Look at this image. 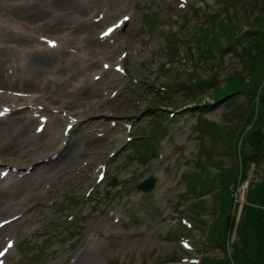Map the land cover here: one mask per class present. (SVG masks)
Listing matches in <instances>:
<instances>
[{
    "label": "rangeland",
    "instance_id": "rangeland-1",
    "mask_svg": "<svg viewBox=\"0 0 264 264\" xmlns=\"http://www.w3.org/2000/svg\"><path fill=\"white\" fill-rule=\"evenodd\" d=\"M36 3L38 0H26L28 5ZM101 3L85 15L91 21H101L92 34L99 46L93 54L81 50L76 40L64 44L55 33L28 31L24 21L0 0V18L5 20L0 28L4 33L28 37V49L52 53L60 69L58 74L45 71L37 77L42 79L37 83L40 88L45 84L41 91H28L20 80L25 73L19 66L28 57L27 50L0 47L7 57H0L4 78L0 106L15 109L0 120L33 116L30 140L43 142L52 139L47 126L50 115L60 118L56 124L59 137L35 160L0 161V168L14 165L20 172L26 167L32 171L56 161L69 142L76 141L78 146L77 155L63 165V170L34 186L33 194L22 195L21 204L0 212V219L19 213L16 223L27 219L18 229L13 222L2 239L0 235V252H4L0 264H73L80 254L78 260L88 255L85 264H195L190 259L203 257L215 260L204 264H216V260L231 259L230 243L242 205L247 202L246 192L250 183L264 178V163L258 166L250 161L243 168L234 154L237 149L221 145L207 128L212 123L220 131L230 130L239 151L249 149L243 137L254 123L252 118L248 124L244 121V108L249 103L244 94H226L216 101L210 97L215 85L221 90L226 77L241 69L242 55L222 48L219 61L213 65L217 51L206 49L193 37L196 28L209 24L206 13L235 21L233 36H237L254 16L264 17V0H124V6L109 12L103 21L106 6ZM58 29H62L63 38L70 31V27ZM218 35L221 40L223 32ZM41 37L55 39L56 46L46 49ZM185 51L187 57L181 54ZM33 77L30 82L36 79ZM112 77L115 80L105 82ZM198 79L203 83L198 84ZM84 86L96 91L97 96L73 107L69 103ZM257 87L251 101L253 113L261 83ZM34 109L37 112L31 111ZM41 113L49 119L40 120L43 124L37 131ZM152 115L158 116L160 126L148 138L150 147L136 151L130 143L150 130ZM68 123L71 126L65 135ZM261 130L264 133V127ZM101 167L105 174L97 182L95 175ZM226 171L232 227L222 250L203 246V237L213 217V193L226 187L221 182ZM243 172L245 178L240 180ZM28 174L9 172L0 178V193L11 188L14 191ZM149 176L154 181L151 189H137L136 185ZM19 192L11 197L9 193L0 195V206L14 203ZM185 219L190 227L182 224Z\"/></svg>",
    "mask_w": 264,
    "mask_h": 264
},
{
    "label": "trees",
    "instance_id": "trees-1",
    "mask_svg": "<svg viewBox=\"0 0 264 264\" xmlns=\"http://www.w3.org/2000/svg\"><path fill=\"white\" fill-rule=\"evenodd\" d=\"M205 16L209 24L200 29L196 28L193 38L198 44L217 51V58L216 61L214 60V63L216 64V62L219 61V52L222 48L225 50H232L242 55V59L240 60L241 69L235 73L234 76L231 75L226 77L221 90H219L216 85L213 87L215 91L210 95L212 101H216L226 94L231 95V93L234 94L236 92L244 94L249 102L244 108L245 123H250L249 121L252 118V122L254 123L253 126L264 127V17L259 15L254 16L252 20L246 23L248 27L245 29L241 28V33L239 32L237 36H233V31L237 26L235 21L231 22L226 16H222V18L219 19L215 13H206ZM211 25L215 27L210 28ZM220 30L223 32L221 40L218 35ZM241 38L242 41H239ZM188 39H191V37H188L187 40ZM171 40H173V38ZM178 40L180 41L181 39L178 38ZM237 44H240L239 49L235 48ZM211 79L212 77L209 76L208 80ZM203 81L204 80L198 79L197 83L202 84ZM259 83H261L262 89L255 98L256 111L253 113L251 101L253 100V95ZM154 116L151 121L152 126L150 130L146 132V134L141 135L143 137L137 135L130 143L136 148V151H146L148 147H150L151 143L148 138H151L160 126L156 118L158 116ZM155 122L157 123L154 125ZM212 125V123H209L207 128L212 130L214 133V135H212L216 136V138H214L219 139L220 136H224V139H222L224 143L227 146L233 145L234 149L236 144L233 140L237 138H233V133L230 130L226 132L220 131V128L216 129V126ZM218 132L220 133L219 136ZM226 134L227 136H225ZM209 136L211 135L209 134ZM258 150L263 153L258 152ZM239 155L243 168L246 169L250 161H254V164L260 166L261 163H264V142L246 151H239ZM193 175L198 177L197 174ZM228 178V171L223 172L221 182L222 185H226V187L221 189L218 193H213V217L206 229H204V242L206 245L214 248L218 246V248L222 250L226 248L224 239L226 240L229 236L232 223L228 218L231 202L230 199H227V192L225 193L229 184ZM241 178L240 180H244V172L241 174ZM249 187L245 195L247 202L242 205V209L239 213V220H237L236 227L234 228V239L230 243L231 259H226L223 262H218L216 260V264H264V178H261L257 182L250 183ZM250 203H257L258 206L250 205ZM208 259L215 262L213 258ZM208 259L203 257L200 259V264H204Z\"/></svg>",
    "mask_w": 264,
    "mask_h": 264
},
{
    "label": "bare ground",
    "instance_id": "bare-ground-1",
    "mask_svg": "<svg viewBox=\"0 0 264 264\" xmlns=\"http://www.w3.org/2000/svg\"><path fill=\"white\" fill-rule=\"evenodd\" d=\"M5 1V4H8L9 10H13L14 14H16V17L19 19H22L24 21V26L28 28V31L33 32L35 29H40L42 31L46 30L48 32H52L57 34L58 37H61L59 39H62L61 41L64 44H68L73 42V40H76L79 48L85 49L89 53L95 54L99 48L98 44L96 43V40L92 38V34L95 30L99 27L101 21L94 22L89 20L85 17L86 13L91 11V8L93 6H97L99 1H102L101 5L106 6V10L104 9V17L109 15L110 13H114L117 9L123 7L124 0H41L43 5L41 4L40 0H38V3L28 5L26 4V0H3ZM9 1V2H8ZM108 9V11H107ZM88 14V13H87ZM107 18V17H106ZM13 19V18H9ZM5 21V20H3ZM3 21L0 18V23L3 24ZM42 21L41 23H38ZM64 27H70V31L67 32V37L63 38L64 34L62 33V29H58ZM57 30V31H56ZM29 32V33H30ZM76 37V38H75ZM75 38V39H74ZM29 39L28 37L24 36H17V35H11L9 33H4L3 29L0 28V47L3 48L4 45H10L12 48H20V49H26L28 56L24 62L19 64V66L23 69L25 75L20 78L24 82V88H28V91H33V89H36L38 91H41L45 84L40 88L38 86V81L42 80L41 78H37L45 71L52 72L55 74L60 73L59 67L55 63L57 57L52 56V53H48L43 50V52H40L36 49H28L30 41H27ZM98 41V40H97ZM96 47V48H95ZM4 49H7L6 47ZM47 49V48H46ZM101 49V48H100ZM95 52V53H94ZM3 50H0V57L3 56ZM7 58V57H5ZM9 59V58H8ZM90 66H94L93 63H89ZM33 78L36 77L35 80H32L30 82V78L32 76ZM55 78H60V76H57ZM39 79V80H37ZM37 80V81H36ZM112 80H115L114 77L111 79L108 78L105 80V82H111ZM4 82L2 69L0 70V84ZM36 84V85H34ZM9 85V84H8ZM35 87V88H34ZM22 91V90H21ZM75 100H72L69 104L74 106H77L79 101H89L93 100L97 93L92 88L89 87H82L77 93L74 94ZM1 97V96H0ZM42 99H46L47 97L42 96ZM49 100H55L52 97H48ZM2 99H5V96H2ZM67 104V105H69ZM8 106V105H7ZM17 112H20L17 110ZM68 114L72 115L71 112H68ZM51 119L48 122L47 126L49 129V132L52 136V139L48 138V140L39 142L35 140L34 142H31L30 138L32 136L30 132V128L32 125V122L34 119L29 116L21 117L20 115L10 118V119H4L0 120V161H12V162H18L19 160L23 161L22 158L27 159H33L35 160L37 156L44 152L46 148L53 143V141H56V138L59 137L58 130L56 128L57 121H59L60 118L54 119L53 115H50ZM3 119V118H0ZM256 127H253L251 129H255ZM50 139V140H49ZM33 140V139H32ZM78 146L76 141H71L69 144L64 147V152L60 157L54 161L53 163L50 162L45 165L36 166L32 171L29 172V174L25 177V179L21 180L19 184H17L15 190L13 191V188L10 190H4L0 195H10V197L13 195L14 192L20 191L17 194L16 201L14 203L9 202L6 205L0 206V212H6L8 209L14 208L16 205L21 204L20 197L24 194H33L32 190L34 186H37L42 181H47L54 175L58 174V171L63 170L64 164L73 157L74 155H77ZM14 163H11L13 165ZM14 166V165H13ZM5 167L0 168V171L3 170ZM12 182V181H11ZM10 197L8 199H10ZM7 199V200H8ZM23 204V203H22ZM22 212V210H20ZM21 215V213H20ZM19 218V217H18ZM13 221H9L8 223H5L2 227H0V235L2 239V235L4 234V231L7 230L9 225H11ZM19 220V219H18ZM27 220L26 218L22 219L21 221H18L16 223L15 228L18 229L19 227H22V222ZM13 225V224H12ZM81 254L79 255V257ZM87 256V257H86ZM76 259L73 264L77 263ZM86 258V259H85ZM88 259V255L85 254L84 257H81L80 260H78L79 264H85Z\"/></svg>",
    "mask_w": 264,
    "mask_h": 264
},
{
    "label": "water",
    "instance_id": "water-1",
    "mask_svg": "<svg viewBox=\"0 0 264 264\" xmlns=\"http://www.w3.org/2000/svg\"><path fill=\"white\" fill-rule=\"evenodd\" d=\"M263 138L260 127L249 130L245 135V141L250 147L256 146ZM153 177L149 176L148 178L142 180L137 184V189L141 191H147L153 186Z\"/></svg>",
    "mask_w": 264,
    "mask_h": 264
},
{
    "label": "snow or ice",
    "instance_id": "snow-or-ice-1",
    "mask_svg": "<svg viewBox=\"0 0 264 264\" xmlns=\"http://www.w3.org/2000/svg\"><path fill=\"white\" fill-rule=\"evenodd\" d=\"M128 19V17H124V20H127ZM121 23H123V21L121 22ZM120 25L118 24V25H116V27H119ZM111 31H113V29H109V32H111ZM108 33H105V35H107ZM12 245L11 244H9L8 245V247L10 248ZM188 245L187 244H185V247H187ZM5 252L7 251V249H5L4 250ZM4 255V252H0V256H3Z\"/></svg>",
    "mask_w": 264,
    "mask_h": 264
}]
</instances>
